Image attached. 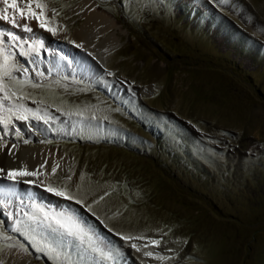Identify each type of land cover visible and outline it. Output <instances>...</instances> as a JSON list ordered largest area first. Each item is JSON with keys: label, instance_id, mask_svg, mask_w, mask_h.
Here are the masks:
<instances>
[{"label": "rangeland", "instance_id": "374dc122", "mask_svg": "<svg viewBox=\"0 0 264 264\" xmlns=\"http://www.w3.org/2000/svg\"><path fill=\"white\" fill-rule=\"evenodd\" d=\"M82 1L40 0L55 34L17 14V23L33 30L17 29L25 50L34 40L44 42L39 55L25 58L21 42L3 37L17 67L53 59L49 42L72 49ZM92 1L119 24L120 49L107 56L108 68L94 82L53 75L30 78L40 85L33 88L5 78L32 112L27 121L13 117L7 129L0 125V147L64 155L68 165L41 172L39 186L66 187L92 205L95 215L64 199L65 210L91 226L97 244L119 249L120 264H264V0ZM18 3L23 7L24 0ZM13 75L24 78L22 71ZM30 124L38 132L29 129L27 139L19 126ZM6 203L0 232L11 239H0V255L24 252L8 244L23 245L28 264H51L33 243L47 241L68 253L71 264H102L86 244L42 222L39 208L53 209L27 203L12 213ZM117 232L142 235L133 241L141 250ZM153 239L160 244H148Z\"/></svg>", "mask_w": 264, "mask_h": 264}, {"label": "bare ground", "instance_id": "6f19581e", "mask_svg": "<svg viewBox=\"0 0 264 264\" xmlns=\"http://www.w3.org/2000/svg\"><path fill=\"white\" fill-rule=\"evenodd\" d=\"M75 11L80 13L83 23L73 35L74 44L71 47L73 50L49 42L47 46L55 57L51 60L44 58L35 60V68L27 67L29 78L37 81L54 75L94 82L108 68L107 56L120 49L122 44V39L118 36L119 24L110 14L100 10L92 0H83L75 7ZM2 25H5L4 32H13L21 38L23 37L18 32V27L13 28L5 21L0 23V26ZM77 45H81V47H77ZM60 48L64 50H60ZM37 72H42L44 75L37 76ZM29 129L38 132L36 126L31 124L19 126V130L25 133L27 139L32 136ZM43 135L40 132L37 137L42 139ZM13 157L17 158L16 162H12ZM2 160L5 164L4 166L0 165V168L4 169V172L0 173V201L4 199V202H10L12 213L27 203H39L55 211L65 210L63 198L46 192L43 186H39L45 180L41 172L51 174L53 167L56 170H63L68 165V160L64 155L44 147L28 146L15 149L12 145H4L0 147V163ZM17 164H22L20 168L25 165L20 170H39L38 177H18L17 182L8 180L7 172L17 170ZM26 180L33 181V183H25ZM5 262L8 264L29 263L24 252L13 249H6L1 253L0 264Z\"/></svg>", "mask_w": 264, "mask_h": 264}, {"label": "snow or ice", "instance_id": "6c2138e0", "mask_svg": "<svg viewBox=\"0 0 264 264\" xmlns=\"http://www.w3.org/2000/svg\"><path fill=\"white\" fill-rule=\"evenodd\" d=\"M3 3L4 8L0 11V20L7 21L13 28L22 27L23 31L31 33L33 30L27 24L19 25L17 23V14L20 18H28L35 19L39 22V27L45 29L48 32L55 34V29L53 27H49V21L45 18L46 13V5L41 3L40 0H24L23 7L20 6L18 0H0ZM123 3V0H121ZM213 3H224L225 0H212ZM33 5H35L36 9H40L39 12L33 10ZM12 10V14L9 15V10ZM7 36L9 41L12 42H21L19 48V55L21 57H29L30 53H34L39 55L40 49L44 47V42L42 40H34L32 44L28 45V49L25 50L24 44H27L26 40H22V38L16 35L13 32H0V125H3L5 129L12 124L13 117L16 120L27 121L28 113H31L32 110L27 108L24 103H18V100L23 98V94L11 87L9 84L5 83V78L8 81H12L18 85H26L31 84L33 88L40 87L39 84L32 83L28 76V68L26 67H17L16 56L12 51H6V47L3 42V37ZM15 43L8 45V48H14ZM77 47H81V45H77ZM23 72L24 78L23 80L19 79L17 76L13 75L14 72ZM37 76H43L44 73L37 72ZM5 101L8 102V105H5ZM36 103V101H33ZM59 111V109H57ZM39 111V110H37ZM36 119H40L41 117L36 116L33 113ZM46 115V114H45ZM47 122V121H45ZM28 143V141H25ZM15 147V145H13ZM4 169L0 168V173H3ZM53 174L56 172V168L52 169ZM39 170L37 171H28L27 169L22 170H10L7 172V179L13 182H17L18 177H38ZM25 183H33V181L26 180ZM45 191L54 194L57 197H62L65 200H73L75 204L80 205L85 208L88 212H93L92 205L85 203L82 198H78L73 195L67 188H56L51 184L45 186ZM109 193H105L108 195ZM101 200L104 199L103 196L100 197ZM98 202V201H97ZM0 206L7 207V203L4 201H0ZM35 207V206H34ZM39 211L42 213L43 220L42 222H47V227L52 229V231L59 233L62 237L70 238V240L79 242L80 245L87 246L88 250L92 253L96 254L102 264H120L119 259V249H110L105 251L103 247L96 243V239L94 234L89 231V227H85V223L77 217L76 214L71 212L70 210H62V211H45L43 208H39ZM31 219H35V217H31ZM96 219L99 220L100 217L96 216ZM103 223V221H101ZM17 229H13L16 231ZM109 232H112L113 229L108 228ZM115 235L119 236V238L125 242H129L128 246L133 250L139 252L141 250V246L133 241H137L143 239L142 235L133 236L130 234H121L115 233ZM0 239L10 240L11 237L4 236L2 232H0ZM36 245L37 250L42 253L44 256L51 261V264H71L70 256L66 253L62 248L57 247L56 245L49 243L47 241H33ZM148 244L151 245H159V240H150ZM148 244L144 245L147 247ZM8 247H20L24 252H28L23 245H14L8 244ZM147 257H154L159 260H164L165 257L157 256L152 251H147L144 253Z\"/></svg>", "mask_w": 264, "mask_h": 264}]
</instances>
